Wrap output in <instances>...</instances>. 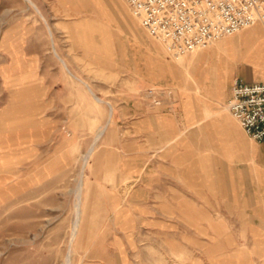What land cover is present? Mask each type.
I'll list each match as a JSON object with an SVG mask.
<instances>
[{"label": "rangeland", "instance_id": "1", "mask_svg": "<svg viewBox=\"0 0 264 264\" xmlns=\"http://www.w3.org/2000/svg\"><path fill=\"white\" fill-rule=\"evenodd\" d=\"M33 1L45 8L50 17L49 25L61 30L57 38L60 48L74 61L70 60L69 70L57 50L50 48L47 60L58 57L65 69L61 63L58 69L54 63L47 62L45 68L30 69V79L26 84L13 87L10 79L4 76L5 66L10 64L12 55L3 51L1 42L13 18H30L33 15L44 18ZM75 1L83 6L84 18L94 15L91 0H0V264H233V259L220 260V256L236 250L243 252L244 263L249 261L253 252L249 229L245 223H231L227 235L218 236L221 230L220 221L216 219L219 212L213 213L217 226L212 228L209 245H182L171 236L157 234L155 228L141 223L140 219L146 218L145 214H137L132 222L128 221V214L123 211V198L136 182L124 180L131 174H127L123 164L114 163L116 157L103 146L107 137L104 127L111 117L107 103L111 102L117 111L121 110L116 121L119 135L123 138L122 108L130 94L140 95L147 110L161 108L163 113L183 117L187 92L177 81H173L170 71L178 72L182 77L186 72H194L196 60L215 45L213 60L218 62L219 45L227 38L205 49L177 57L144 31L124 1L120 0L129 15L127 20L132 18L136 22L129 23L133 36L141 38L148 48L147 59L157 60L164 69L163 79H156L144 65V54L136 52L134 46L127 42L130 37L127 20L123 25L118 22L114 25L124 36L125 45L117 43L118 39L116 44L114 36L105 40L96 35L94 41L100 50V60L95 58L92 62V58H78L72 50L73 43L67 29L60 25L64 19L71 18L69 7ZM102 1L96 0V3L104 20L98 23L105 32L109 29L110 18ZM63 5L68 6V12H62ZM50 26L48 29L53 43ZM209 57L210 54L201 57L198 62L209 65ZM213 63L206 70L213 72L214 83ZM201 64L200 72L186 77L196 96L205 102L203 96L210 92L204 87L208 84V76L204 77L201 73ZM152 67H155L154 63ZM241 77L247 84L254 79L253 74L246 72H242ZM140 78L147 82L141 90L137 85ZM231 91L232 86H229L227 98L221 106L222 111L229 115L228 96H231ZM93 94L103 103L98 102ZM77 95L85 99L80 106L73 101ZM218 99L215 95L209 97L215 105ZM98 104L106 105L99 106L101 109L95 111L94 106ZM164 107L166 110H163ZM184 135L187 136L186 131ZM209 135L207 139L206 133L197 134L195 139L197 142L209 140L204 151L213 154L215 148L210 146L212 142L218 143L219 135L211 130ZM142 141L145 144L144 162L150 163L146 171H149L154 169L156 162H162L161 153L156 152V147L160 146L149 148L147 137ZM102 150L106 151L104 162H95ZM89 153V160H84V155ZM212 164V174L219 172L215 163ZM220 171L223 172L222 169ZM81 182L83 189L79 201ZM225 184L224 180L211 181L213 204L217 211L218 191L224 189ZM109 191L122 196L118 206L114 207L109 202ZM79 204L80 226L76 228ZM227 236L231 237L226 239ZM236 239L242 243L233 244ZM191 252L197 254L196 258H203V254L208 253L211 260L191 261Z\"/></svg>", "mask_w": 264, "mask_h": 264}, {"label": "crops", "instance_id": "2", "mask_svg": "<svg viewBox=\"0 0 264 264\" xmlns=\"http://www.w3.org/2000/svg\"><path fill=\"white\" fill-rule=\"evenodd\" d=\"M102 2L110 18L109 29H105V32L98 23L102 20V13L96 0H91L93 16L84 18L83 6L75 1L69 7L71 18L60 22V25L67 29V34L73 43L72 50L78 58H92V62L95 58L100 60V50L94 41L96 35L102 36L105 40L109 36H114L115 43L118 39L117 43L126 44L123 41L124 36L114 28L116 22L123 25L124 20L128 19L126 8L120 0H103ZM34 3L39 7L44 18L40 15H33L30 18H13L11 26L2 38L3 51L12 55L10 64L5 66L4 76L10 79L13 87L26 84L30 79V69L45 68L47 62L54 63L59 69L61 60L55 54L56 58L47 60L50 48L57 50L68 69L71 68L70 60L74 61L72 56H68L67 52L63 53L60 48L57 38L61 35V30L57 27L52 28L45 8ZM61 10L63 13L68 12V6L63 5ZM131 19L126 22L130 36L127 39L128 44L134 46L139 54H144V65L155 75L154 78L163 79L165 73L161 63L157 60H148V48L140 40L141 38L136 39L133 36V28L129 24ZM48 26L52 29L53 43ZM134 31L137 34L135 29ZM216 47L217 45L196 60L194 72H186L182 77L180 73L170 71L173 81H177L187 92L183 103V117L163 113L161 108L147 110L140 95L130 94L127 104L122 108L123 138L119 135L118 121H116L121 110L117 111L111 102L107 103L108 106L110 104L111 117L107 126L104 125L107 137L103 146L112 153L114 158L116 157L114 163L123 164L127 174L132 175L133 172L132 176L130 175L129 178L126 176L124 179L136 182L135 187L132 185L133 189H130L128 194H124L123 198V211L128 214V221L132 222L131 220L137 214H145L146 218H141V223L145 222L147 227L155 228L157 234L171 236L174 241H177L176 243L182 245H209L212 242V228L216 222L215 218L213 219V213L219 212V218H216L220 221L219 229H221L218 236L227 235L228 225L231 223L237 225L245 223L253 245L252 256L245 263L243 262L244 254L240 250L222 253L220 260L233 259L235 261L233 264H264V141L251 140L240 124L227 112L222 111L221 107L227 98L229 86H232V91L231 96L228 97L229 100L232 98L234 82L242 80V72L253 74L254 79L251 84L264 82V24H257L253 28L223 40L219 45L220 60L218 62L213 60ZM208 54H210L209 65L198 62L201 57ZM105 56L108 57L109 54ZM152 63L155 64L154 68ZM212 63V69L215 72L214 83L211 76L213 72L208 73L206 70ZM199 64L203 65L201 71L203 76H208L206 78L208 84L204 87L210 94H204L205 102H201L196 96L186 77L188 74L194 75L200 72ZM62 67L64 68L63 65ZM221 75L225 81L222 77L220 79ZM219 82L225 89L220 91L214 89ZM137 85L141 90L147 82L140 78ZM213 95L219 98L216 105L209 100V97ZM73 101L80 106L85 99L77 95ZM101 105L106 104L94 106L95 111H99ZM163 110L166 108L164 107ZM210 130L218 132L219 135L218 143L212 142L210 146L212 149L215 148L213 154L204 151L209 145V140L197 142L195 139L197 134L204 133L209 139ZM185 131L187 136L184 135ZM144 137L148 138L149 148L160 146L158 149L156 147V152H160L162 157V162H156L154 169L149 171L146 169L150 163L144 162L145 144L142 141ZM200 143L203 144L200 146ZM105 152L102 150L96 156L95 162H104ZM213 162L219 172L212 174ZM221 169L223 172L220 171ZM213 179L226 182L225 188L218 191V211L213 204L211 188ZM108 197L114 207L120 204L122 198L118 193L111 191L108 192ZM231 236H227L226 239ZM232 243L239 245L242 242L236 239ZM189 255L191 261L211 260V255L208 253H204L203 258L200 256L196 258L195 252Z\"/></svg>", "mask_w": 264, "mask_h": 264}, {"label": "built area", "instance_id": "3", "mask_svg": "<svg viewBox=\"0 0 264 264\" xmlns=\"http://www.w3.org/2000/svg\"><path fill=\"white\" fill-rule=\"evenodd\" d=\"M141 28L177 57L264 22V0H123ZM229 112L249 138L264 141V82L236 80Z\"/></svg>", "mask_w": 264, "mask_h": 264}, {"label": "bare ground", "instance_id": "4", "mask_svg": "<svg viewBox=\"0 0 264 264\" xmlns=\"http://www.w3.org/2000/svg\"><path fill=\"white\" fill-rule=\"evenodd\" d=\"M133 20V19H132ZM131 20V23L132 24H134L135 22H133ZM237 35V34H236ZM233 36H235V35H233ZM233 36H230V37H233ZM226 38H228V37H226ZM223 39H225V38H223ZM222 40V39H221ZM65 64V63H64ZM65 66H66V64H65ZM227 69V68H226ZM222 72V71H221ZM225 73V72H224ZM223 73V74H224ZM228 76V75H227ZM221 77H222V79H224L223 78V75H221L220 76V79H221ZM193 80V79H192ZM195 81H196V79H195ZM219 81V80H218ZM224 81H225V79H224ZM225 83V82H224ZM200 87V86H199ZM202 88V87H201ZM214 89L216 90V89H218V91H220V90H223V89H225L224 88V86H223V84L221 83V82H219L216 86H214ZM94 95V94H93ZM95 96V99L98 101V102H102V100H101V98H99V97H97L96 95H94ZM109 106H110V104H109ZM111 109V108H110ZM228 110H229V107H228ZM110 119V118H109ZM109 122V121H108ZM85 156V159L84 160H86V161H88L89 160V158H90V156H91V153H89L88 155L87 154H85L84 155ZM82 189H83V182H81V184H80V187H79V191H78V194H79V201L81 200V194H82ZM80 209H81V204H79L78 206H77V211H78V217H77V224H76V228H78L79 226H80Z\"/></svg>", "mask_w": 264, "mask_h": 264}]
</instances>
